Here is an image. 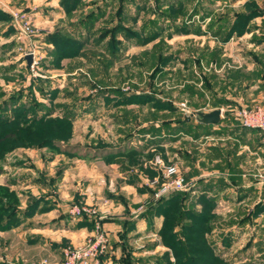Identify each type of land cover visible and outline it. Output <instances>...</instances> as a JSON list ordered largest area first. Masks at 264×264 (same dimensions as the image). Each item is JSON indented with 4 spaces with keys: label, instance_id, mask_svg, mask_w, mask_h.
Masks as SVG:
<instances>
[{
    "label": "rangeland",
    "instance_id": "1",
    "mask_svg": "<svg viewBox=\"0 0 264 264\" xmlns=\"http://www.w3.org/2000/svg\"><path fill=\"white\" fill-rule=\"evenodd\" d=\"M256 7L0 0V264L58 263L98 232L102 264H264V134L241 145L197 119L264 107V14H241ZM168 165L187 190H163ZM44 213L85 235L45 247Z\"/></svg>",
    "mask_w": 264,
    "mask_h": 264
},
{
    "label": "built area",
    "instance_id": "2",
    "mask_svg": "<svg viewBox=\"0 0 264 264\" xmlns=\"http://www.w3.org/2000/svg\"><path fill=\"white\" fill-rule=\"evenodd\" d=\"M241 125L247 128L258 129L264 134V107L256 105L243 107L239 114ZM165 174L168 176L163 190H187L189 182L179 171L176 165H168ZM264 183V168L260 173ZM108 238L103 232H98L85 245L67 247L64 249L62 260L54 264H102V258L107 254Z\"/></svg>",
    "mask_w": 264,
    "mask_h": 264
},
{
    "label": "crops",
    "instance_id": "3",
    "mask_svg": "<svg viewBox=\"0 0 264 264\" xmlns=\"http://www.w3.org/2000/svg\"><path fill=\"white\" fill-rule=\"evenodd\" d=\"M216 124V123H214ZM207 125V124H206ZM211 125V124H209ZM217 125V126H216ZM214 128H224V129H227V137L228 138H231L233 140H239L241 142V145H246V143L251 140L252 136H255L256 134H262V132L258 129H252V128H247V127H244L242 126L240 123H231L229 117H223V110H222V119H221V122L218 124H216ZM214 126V125H212ZM212 136H217L218 138H221V134L220 132L218 134H215L213 133ZM234 145L231 146V149H230V154H229V157L231 159V161H234L236 160L238 157V154L241 152V150L238 148L239 146L237 145V143H233ZM220 190H218L219 192ZM233 190L231 189V187H227V188H222L221 191L219 192V194H222L224 195L226 192H232ZM244 200H238L237 203L234 204L233 207H237V206H241L240 204L243 202ZM47 214V215H46ZM50 213H44L40 216L41 219L40 220H43L42 222L44 223H51L53 224V226L51 227H46V225L42 226V228H35V230H38L39 232H41L40 234L44 236V240H43V244L44 246H48L49 244H54L55 243V240L58 238H62V237H66L68 238L69 241L71 242H76V241H81V236L85 235L84 231H81V230H61V229H56L55 230V222L52 221L54 219V216L55 215H49ZM52 214V213H51ZM43 223V224H44ZM137 226L139 225H136L135 227L137 228ZM132 228L130 231H129V234H131L134 229L136 230V228ZM121 231H123V228L121 229ZM55 237H57L55 239ZM117 246H120V242L117 244ZM116 246V247H117ZM122 249L120 247H117V251H115V254L117 257H119V254H120V251ZM49 255L55 260V249H52L49 248ZM62 257H63V253L61 254V257H60V260H62ZM112 260L113 258H110L108 257L107 258V262L109 260ZM104 260V259H103ZM106 262V261H104Z\"/></svg>",
    "mask_w": 264,
    "mask_h": 264
},
{
    "label": "trees",
    "instance_id": "4",
    "mask_svg": "<svg viewBox=\"0 0 264 264\" xmlns=\"http://www.w3.org/2000/svg\"><path fill=\"white\" fill-rule=\"evenodd\" d=\"M249 5H250V4H249ZM241 14H243L242 17H243L244 21H249V20H251V19H253V18L257 17V16H261V15H263V14H264V10H261L259 7H256L255 9H250L247 13H241ZM241 14H240V15H241ZM240 15H239V16H240ZM231 31H232V30H231ZM231 31H230V33H231ZM232 32H233V31H232ZM230 33H229L228 36H231V35H232V34H230ZM201 124H205V123H202V122H201ZM180 193H181V192H175V193H173V194L169 197V201L172 202L173 199L176 198ZM5 226H6V225H5ZM5 226L2 225V227H0V228H2V229L7 228V227H5ZM131 229H132V227H131ZM175 236H176V235H175V232H173V238H174ZM175 240H176V242L178 241V239H175ZM169 243H170V240L167 242V244L170 245ZM200 253L204 254L203 252H200ZM208 254H209V253H208ZM106 255H107V254H106ZM106 255H105L104 257H106ZM211 255H212V257H210V258L214 259V256H213V253H212V252H211ZM123 260H124V259H123ZM126 264H128V263H126ZM181 264H188V258L186 257V258L182 261Z\"/></svg>",
    "mask_w": 264,
    "mask_h": 264
},
{
    "label": "water",
    "instance_id": "5",
    "mask_svg": "<svg viewBox=\"0 0 264 264\" xmlns=\"http://www.w3.org/2000/svg\"><path fill=\"white\" fill-rule=\"evenodd\" d=\"M28 61L29 63L32 62V56H28ZM197 119L205 124H214V123H218L221 121L222 119V109L221 108H216L213 109L209 112H201L198 111L197 112Z\"/></svg>",
    "mask_w": 264,
    "mask_h": 264
}]
</instances>
